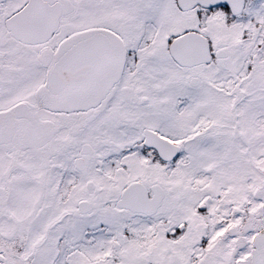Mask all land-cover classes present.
I'll use <instances>...</instances> for the list:
<instances>
[{
  "label": "snow or ice",
  "instance_id": "snow-or-ice-1",
  "mask_svg": "<svg viewBox=\"0 0 264 264\" xmlns=\"http://www.w3.org/2000/svg\"><path fill=\"white\" fill-rule=\"evenodd\" d=\"M0 264H264V0H0Z\"/></svg>",
  "mask_w": 264,
  "mask_h": 264
}]
</instances>
